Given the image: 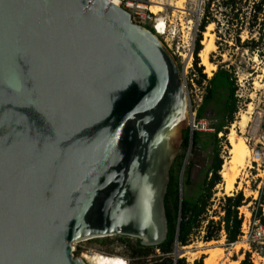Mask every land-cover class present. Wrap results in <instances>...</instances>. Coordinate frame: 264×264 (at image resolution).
<instances>
[{"label":"water","instance_id":"water-1","mask_svg":"<svg viewBox=\"0 0 264 264\" xmlns=\"http://www.w3.org/2000/svg\"><path fill=\"white\" fill-rule=\"evenodd\" d=\"M188 124L173 55L107 0H0V264L157 247Z\"/></svg>","mask_w":264,"mask_h":264},{"label":"rangeland","instance_id":"rangeland-1","mask_svg":"<svg viewBox=\"0 0 264 264\" xmlns=\"http://www.w3.org/2000/svg\"><path fill=\"white\" fill-rule=\"evenodd\" d=\"M166 1L165 5L167 7L163 10V14L169 16L172 19V24L175 25V23H177V26L173 36L168 35L161 40L180 67L179 77L185 87L189 114L195 113L196 116V110L202 101V97L206 94V82L216 72L217 67L220 66L227 70L235 81V97L237 99L238 110L234 115L233 123L229 125L227 134L222 141V150L220 153V157L223 161L222 165L230 157L228 137L231 129L236 138L244 141L251 153L252 149L258 148L259 136L264 131V38L258 41L255 50L250 51L248 48L249 45L246 47L244 42L250 41L251 39H255L254 41H256L258 37L256 32L250 34L246 29V24L242 25L240 31V28L236 27L232 29L226 28V26H223L225 20L223 16L220 15L221 10L215 8L213 14L216 21L220 24V27L217 28V34L220 38L217 39V34H215L216 25L212 24V28L208 32L213 36L212 41L215 45V49L209 55L208 60L214 66V70L211 72V76H208L204 66L201 65L199 57L200 51L196 55V58L193 54L196 48V35L199 23V20H196V18L193 19L192 24L188 23L190 19L189 16L193 17V3H190V0ZM201 1L204 2V4L206 2V0ZM177 2L182 9L185 10L183 13L182 10H175L173 8ZM206 31L205 29L204 32ZM237 31H239V44L235 42ZM201 37L202 39L199 43L202 49V41L204 40L203 33ZM194 61H197L196 67L201 68V74L204 75L203 80L194 68ZM199 81L200 84L198 83ZM216 110V105H209L206 109V113L203 115V119L213 120L212 112ZM241 113H246L247 117L242 127L237 124ZM218 137H221V134H219ZM209 151L210 148L207 147V149L199 155L196 162L200 167L203 166L205 159L209 155ZM190 152L191 147L188 148L186 153L185 164L192 158ZM250 153L245 167L240 170L229 194L224 192L222 179L221 184L215 187L212 199V211L209 212V215H212L213 211L217 212L218 200L223 196H232L241 192L244 199L247 201L238 209L239 215L243 218L241 225L242 236H240L237 242L226 244L223 233H221L217 241L203 243L201 241L203 232L199 231L192 236L189 245L185 247H175L171 255L173 260L184 259L186 264H191L195 259H200L201 256H205L206 258L211 255L216 264H239V262L244 259L245 254L248 253L252 264H264L262 245L250 237L253 228H256L258 225L264 227V222L260 224L258 215L256 214L257 209L260 207L261 217L264 221V200L261 205L258 200L259 192L264 187V166L258 170L250 168ZM199 166H196L197 169L193 177L194 181L199 180ZM213 220L216 221L217 217H213ZM108 239L109 241L104 245L96 244L91 240L74 244V256L81 258V255L87 254L90 256L110 258L123 264H136V262H130L131 260L128 258L127 251L116 237H108ZM164 259L165 257H163L158 250H153L145 259L144 264H168Z\"/></svg>","mask_w":264,"mask_h":264},{"label":"trees","instance_id":"trees-1","mask_svg":"<svg viewBox=\"0 0 264 264\" xmlns=\"http://www.w3.org/2000/svg\"><path fill=\"white\" fill-rule=\"evenodd\" d=\"M215 8L220 9V15L225 20L226 28H240L246 24V29L250 34L256 32L257 40L245 41V46L249 45L250 51L255 50L258 41L264 38V0H206L203 13L200 18L194 56L201 50V35L206 27L215 24V34L220 24L214 18ZM222 27V26H221ZM149 31L151 29L146 27ZM229 30V29H227ZM239 31H237L235 42L239 44ZM152 32V31H151ZM217 39L220 36L216 35ZM243 45V44H242ZM197 60V59H196ZM201 79V68L196 67L197 61L193 63ZM178 70L180 67L178 65ZM200 84V81L198 82ZM235 81L227 70L218 66L216 72L207 80L202 101L196 110V118L201 119L206 113L209 105H216L217 110L212 112V118L216 121L212 133L194 132L190 135L188 129L182 133V143L169 171V181L164 195V211L167 222V235L164 242L157 247H143L139 241L125 237H116L119 243L128 253L130 262L144 264L145 259L153 250H158L168 264H186L184 259H172L171 255L175 247H185L189 245L192 236L202 231L201 241L207 243L217 241L223 233L225 243L233 244L238 241L241 234L243 218L239 215L238 209L247 201L241 192L232 196H223L218 201V210L213 211L212 199L214 189L221 184L220 170L222 166L221 150L222 141L227 134V129L234 121L236 114L237 99L235 97ZM221 134V137L218 135ZM226 144V143H225ZM191 147V160L186 162V153ZM207 147L210 148L209 155L205 159L203 166L197 164L199 155ZM199 166L198 181H194V173ZM259 203L264 200V187L259 192ZM259 223L262 224L260 207L257 209ZM256 216V215H255ZM213 217H217L214 221ZM96 244L104 245L109 239H92ZM264 255V241L262 244ZM205 256L195 259L191 264H203ZM239 264H252L250 255L247 253Z\"/></svg>","mask_w":264,"mask_h":264},{"label":"built area","instance_id":"built-area-1","mask_svg":"<svg viewBox=\"0 0 264 264\" xmlns=\"http://www.w3.org/2000/svg\"><path fill=\"white\" fill-rule=\"evenodd\" d=\"M109 3L123 9L130 15V20L132 23L143 27H149L152 33L161 41L162 38L168 35L173 36L176 31V26L172 24V19L163 14V10L166 9V0H107ZM195 2V3H194ZM193 3L194 11L193 17L189 16L190 19L188 23L192 24L193 19L200 21L202 16V11L204 7V2L201 0H190ZM160 4L161 12L154 14L150 11V7ZM181 11V10H180ZM185 11L182 9V13ZM199 24V23H198ZM163 44V43H162ZM164 45V44H163ZM165 46V45H164ZM188 110V103H187ZM195 113H190L188 110V124L187 129L190 135L194 132L200 133H212L214 131V125L216 121L213 119H197L195 118ZM249 166L252 169H260L264 166V131L259 136L258 148L252 149L250 153ZM264 227L257 226L251 231L250 237L259 244H263L264 241ZM242 236V235H241ZM73 250L75 251L74 247Z\"/></svg>","mask_w":264,"mask_h":264},{"label":"bare ground","instance_id":"bare-ground-1","mask_svg":"<svg viewBox=\"0 0 264 264\" xmlns=\"http://www.w3.org/2000/svg\"><path fill=\"white\" fill-rule=\"evenodd\" d=\"M173 6V5H172ZM173 8L175 10H182V7L177 2ZM150 11L154 14L161 12L160 4L154 5L150 7ZM212 28V24L206 27V32L203 33L204 40L202 41V49L200 50L199 57L201 60V65L204 66L205 72L208 76H211V72L214 70V66L209 62V55L214 51L215 45L212 41V34L208 32ZM246 113H241L239 115V122L237 123L239 126H244L246 122ZM234 126V125H232ZM230 150V157L225 163L222 165L221 170L219 172L220 177L223 183V189L225 193L229 194V191L233 188L235 179L237 178L241 169L245 167V163L249 158V149L242 141V139L236 138L233 130L228 137ZM81 259L85 264H123L117 260H113L110 258H102L98 256H90L87 254L81 255ZM203 264H216L213 256L209 255L208 257L203 259ZM238 264V263H234Z\"/></svg>","mask_w":264,"mask_h":264}]
</instances>
